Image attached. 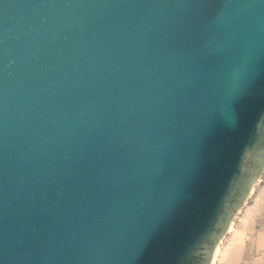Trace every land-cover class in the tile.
Instances as JSON below:
<instances>
[{
    "label": "water",
    "instance_id": "1",
    "mask_svg": "<svg viewBox=\"0 0 264 264\" xmlns=\"http://www.w3.org/2000/svg\"><path fill=\"white\" fill-rule=\"evenodd\" d=\"M264 170V0H0V264H212Z\"/></svg>",
    "mask_w": 264,
    "mask_h": 264
},
{
    "label": "rangeland",
    "instance_id": "2",
    "mask_svg": "<svg viewBox=\"0 0 264 264\" xmlns=\"http://www.w3.org/2000/svg\"><path fill=\"white\" fill-rule=\"evenodd\" d=\"M218 246L212 264H264V170Z\"/></svg>",
    "mask_w": 264,
    "mask_h": 264
},
{
    "label": "bare ground",
    "instance_id": "3",
    "mask_svg": "<svg viewBox=\"0 0 264 264\" xmlns=\"http://www.w3.org/2000/svg\"><path fill=\"white\" fill-rule=\"evenodd\" d=\"M218 251H219V246H218V248H217V250H216V253H215V256H214V257H216Z\"/></svg>",
    "mask_w": 264,
    "mask_h": 264
}]
</instances>
